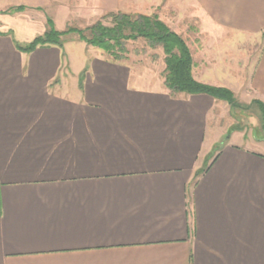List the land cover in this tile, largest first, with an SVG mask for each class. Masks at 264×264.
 Returning <instances> with one entry per match:
<instances>
[{
	"label": "crops",
	"instance_id": "obj_1",
	"mask_svg": "<svg viewBox=\"0 0 264 264\" xmlns=\"http://www.w3.org/2000/svg\"><path fill=\"white\" fill-rule=\"evenodd\" d=\"M175 1L0 0V264H264L263 134L221 142L238 108L172 92L164 60L163 76H130L89 57L80 75L75 33L20 48L48 21L156 14L195 80L264 104V0H191L188 24ZM202 28L261 47L224 67L223 47L188 43Z\"/></svg>",
	"mask_w": 264,
	"mask_h": 264
},
{
	"label": "trees",
	"instance_id": "obj_2",
	"mask_svg": "<svg viewBox=\"0 0 264 264\" xmlns=\"http://www.w3.org/2000/svg\"><path fill=\"white\" fill-rule=\"evenodd\" d=\"M17 9H23L22 6ZM104 17H111L112 24L104 25L101 21L85 28L68 27L62 31L56 30L48 21V29L44 34L35 37L27 45L20 47L31 51L38 45H62L61 36L75 33L79 40L86 44L102 49L114 59L123 50L126 40L145 39L149 45L162 47L164 53V83L172 92L190 94L206 93L214 98L226 101L230 107L247 109L255 104L260 111V128L264 138V104L258 100L250 103L239 102L233 92L225 87H217L195 80L191 73L192 57L185 40L171 30L156 14H129L112 12Z\"/></svg>",
	"mask_w": 264,
	"mask_h": 264
},
{
	"label": "rangeland",
	"instance_id": "obj_3",
	"mask_svg": "<svg viewBox=\"0 0 264 264\" xmlns=\"http://www.w3.org/2000/svg\"><path fill=\"white\" fill-rule=\"evenodd\" d=\"M192 6H194V4H192L191 0H176L173 8L175 7L178 10H184L185 14L182 22L188 24L189 22H192L188 14L192 9ZM129 14L134 15L138 13ZM99 21L107 26L112 24L111 17H102ZM93 22L94 21H85L83 23H78L79 27L77 28H85L86 26L93 24ZM171 27L177 28L175 25H172ZM214 32L215 31L208 28H202L199 31V36L196 34V31L194 32L192 30L188 36V43H199L203 41L205 43L223 47L226 51L225 55L231 56L230 60L226 59L224 63H221V65L224 67H232L233 62L236 63L238 60L243 62V59L250 55L253 56L251 59L253 60L261 47V39L258 37H248L231 32ZM72 46L74 48V59L78 64L80 75L90 73V69H88V67H82L88 64L89 57H96L102 61L108 62L107 67L114 72L113 74L120 73L130 76H138V74L163 76L162 72L164 53L162 54L163 51L161 52L160 45L150 47L148 42L143 38H138L136 40H126L123 42V50L118 53V59H114L107 52L97 47L90 46L84 41L76 40V42L72 43ZM238 46H240L241 49L237 51L236 47ZM108 68H106L105 71ZM238 101L242 102L240 100ZM225 107L227 108L228 106L226 105ZM224 120L226 122H231L232 125H230V128L228 129V133H224L221 142L224 141L227 135H229V133L236 128L243 130V133L238 136V139L242 141L245 139L244 142L247 143L251 141L249 136L254 138L257 133H261L260 111L255 104H252L251 107L244 110L238 108L232 111L230 115L226 114L224 116ZM245 134L247 135L245 138H243V135ZM234 138L235 137L233 136L232 139Z\"/></svg>",
	"mask_w": 264,
	"mask_h": 264
}]
</instances>
